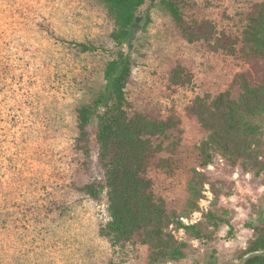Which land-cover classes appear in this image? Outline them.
I'll use <instances>...</instances> for the list:
<instances>
[{"label": "rangeland", "instance_id": "374dc122", "mask_svg": "<svg viewBox=\"0 0 264 264\" xmlns=\"http://www.w3.org/2000/svg\"><path fill=\"white\" fill-rule=\"evenodd\" d=\"M260 1L188 0L186 11L240 36ZM145 10L130 42L127 98L177 122V165L155 164L149 177L166 211L195 228L169 226L183 257L153 263L147 244L114 246L101 231L106 192L92 199L76 188L103 180L96 144L89 172L73 148L75 109L102 91L104 64L117 50L101 1L0 0V264H235L253 237L248 226L264 227V116L251 154L203 165L196 146L208 132L189 112L196 97L234 94V77L248 66L185 40L160 0H146ZM177 66L190 75L184 84L171 81Z\"/></svg>", "mask_w": 264, "mask_h": 264}, {"label": "trees", "instance_id": "16d2710c", "mask_svg": "<svg viewBox=\"0 0 264 264\" xmlns=\"http://www.w3.org/2000/svg\"><path fill=\"white\" fill-rule=\"evenodd\" d=\"M100 1L113 23L110 36L117 50L104 64L102 91L75 109L77 135L73 148L79 156V165L89 172L96 144V162L103 180L93 179L76 188L92 199L106 192L109 220L101 231L111 244H147L153 263L177 260L183 257L184 245L174 238L169 226L195 228L185 226L166 211L163 200L154 194L149 177V169L155 164L177 165L174 157L177 122L135 109L127 98L126 88L132 77L130 42L146 15V0ZM160 3L185 40L203 41L212 51L236 56L248 66L234 77V94L227 90L213 98L196 97L192 101L189 112L208 132L196 146V155L206 165L217 157L241 158L251 154L254 138L261 129L257 119L264 116V1L252 6L240 36L217 29L210 20L189 17L188 0H160ZM75 45L82 52L95 50L92 44ZM189 76L186 68L177 66L171 73V81L184 84ZM94 121L96 130L92 128ZM165 151L171 155L161 156ZM195 189L191 185V197L196 194ZM225 224L228 234L234 235L232 224L228 221ZM248 227L254 232L243 253L264 248V227L251 224ZM246 264H264V256L252 258Z\"/></svg>", "mask_w": 264, "mask_h": 264}, {"label": "water", "instance_id": "95a60500", "mask_svg": "<svg viewBox=\"0 0 264 264\" xmlns=\"http://www.w3.org/2000/svg\"><path fill=\"white\" fill-rule=\"evenodd\" d=\"M264 256V248L249 250L240 255L235 264H246L252 258Z\"/></svg>", "mask_w": 264, "mask_h": 264}]
</instances>
